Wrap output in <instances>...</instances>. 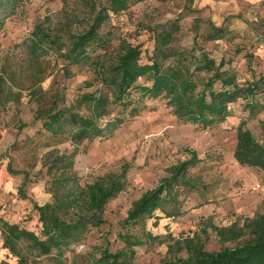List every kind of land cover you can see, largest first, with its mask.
<instances>
[{
	"label": "trees",
	"instance_id": "16d2710c",
	"mask_svg": "<svg viewBox=\"0 0 264 264\" xmlns=\"http://www.w3.org/2000/svg\"><path fill=\"white\" fill-rule=\"evenodd\" d=\"M20 1L0 0V10L16 7ZM61 1L71 4V0ZM82 1L91 7V23L83 31L63 30L60 34L36 24L22 43L25 60L0 55V110L11 103L20 104L23 91H28L29 101L39 105L35 121L42 120L52 140L63 139L74 148L63 153L47 143L52 148L42 157V166L47 170V192L52 199L44 204L33 202L40 232L0 218L3 247L16 255V264H36L35 258L62 261L66 257L69 264H134L137 240L129 229L117 234L126 242L119 250L111 251L108 240L106 245L91 246L85 252L79 250L88 243L94 228L108 222L104 217L106 205L126 188L128 166L120 174L109 173L82 185L75 171V157L86 153L95 139L112 135L127 115L138 114L145 99L161 98L179 121L205 129L226 122L233 115L232 105L239 100L251 117L264 111V72L254 71L250 62L251 78L241 80L231 60L213 57L198 39L189 48L181 47L178 27L165 25L156 30L153 52L142 62L140 45L125 39L115 45L112 30L105 27L112 25L113 16L143 0ZM4 22L0 16V32ZM226 31L212 25L203 39H220ZM52 56L56 60L62 58L68 76L72 75V67L91 69L100 88L81 94L69 108L59 107L63 98L59 91L55 92L51 106L46 108L47 90L43 83L51 75L48 69ZM247 124V119H243L237 126L234 158L241 166L264 171V141ZM26 126L22 122L20 128ZM200 162L197 151L192 150L190 158L171 166L169 176L142 193L124 223L136 225L158 213L166 217L184 215L189 195L206 188L191 170ZM28 178L25 173L23 184ZM20 191L26 198L22 188ZM208 228L220 244L216 250L208 249L199 234L177 238L146 231L145 236L149 243L167 247L157 264H264V204L242 223L218 226L207 221L201 232L207 235Z\"/></svg>",
	"mask_w": 264,
	"mask_h": 264
},
{
	"label": "rangeland",
	"instance_id": "374dc122",
	"mask_svg": "<svg viewBox=\"0 0 264 264\" xmlns=\"http://www.w3.org/2000/svg\"><path fill=\"white\" fill-rule=\"evenodd\" d=\"M70 3L22 0L16 7L0 10L5 20L0 32V55L25 60L22 43L36 24L60 34L63 30L83 31L91 23V7L82 0ZM112 21L105 28L112 30L115 45L121 39L140 45L142 62L153 52L156 30L165 25L178 27L181 47L189 48L198 39L213 57L231 60L241 80L251 78L249 62L254 71L264 72V0H143L113 16ZM212 25L227 31L220 39L205 41L203 36ZM50 61L51 75L43 83L47 90L46 108L51 106L55 92L59 91L63 98L59 107L69 108L81 94L100 88L91 69L72 67V75L68 76L61 57L56 60L52 56ZM143 104L144 108L134 116L127 115L112 135L95 139L86 153L80 152L75 157V171L82 185L109 173L120 174L128 166L126 188L106 205L104 217L108 222L94 228L88 243L79 250L85 252L91 246L106 245L107 240L111 251L119 250L126 242L117 234L127 229L137 240L134 264H157L166 253V245L147 241L146 231L177 238L199 234L208 249L220 248L214 231L208 228L205 235L202 226L207 221L218 226L242 223L264 204V171L241 166L234 158L236 129L241 120L247 119L248 127L264 141V111L251 117L239 100L232 105L233 115L226 122L205 129L179 121L161 98L145 99ZM38 109L36 101H29L28 91H23L20 104L11 103L0 110V218L40 232L33 202L44 204L52 199L47 192V170L42 166V157L52 148L47 143L51 142L63 153L74 148L63 139H51L42 120L35 121ZM22 122L27 126L21 129ZM192 150L197 151L201 162L191 170L206 188L189 195L186 213L177 217L158 213L136 225H126L124 220L142 193L169 176L171 166L190 158ZM25 173L29 178L23 184ZM35 259L36 264H69L68 257L62 261ZM4 261L16 264L17 258L3 247L0 233V264Z\"/></svg>",
	"mask_w": 264,
	"mask_h": 264
}]
</instances>
